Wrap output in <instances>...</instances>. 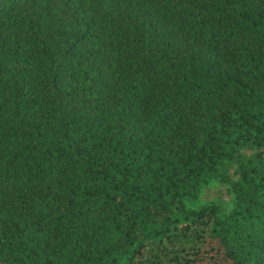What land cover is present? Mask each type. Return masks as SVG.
<instances>
[{
	"label": "trees",
	"instance_id": "1",
	"mask_svg": "<svg viewBox=\"0 0 264 264\" xmlns=\"http://www.w3.org/2000/svg\"><path fill=\"white\" fill-rule=\"evenodd\" d=\"M0 264H264V0H0Z\"/></svg>",
	"mask_w": 264,
	"mask_h": 264
},
{
	"label": "rangeland",
	"instance_id": "2",
	"mask_svg": "<svg viewBox=\"0 0 264 264\" xmlns=\"http://www.w3.org/2000/svg\"><path fill=\"white\" fill-rule=\"evenodd\" d=\"M206 196H217L221 197L222 199H228L229 195L227 194V191L224 186L222 185H217L215 187H212L206 191ZM198 202L197 201H186L185 205L187 207H195L197 206Z\"/></svg>",
	"mask_w": 264,
	"mask_h": 264
}]
</instances>
